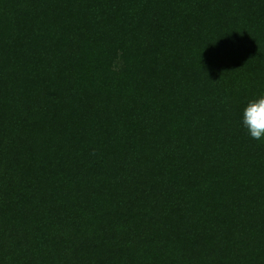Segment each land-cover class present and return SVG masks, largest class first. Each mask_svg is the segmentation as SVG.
I'll return each instance as SVG.
<instances>
[{"label": "trees", "instance_id": "1", "mask_svg": "<svg viewBox=\"0 0 264 264\" xmlns=\"http://www.w3.org/2000/svg\"><path fill=\"white\" fill-rule=\"evenodd\" d=\"M264 0H0V264H264Z\"/></svg>", "mask_w": 264, "mask_h": 264}, {"label": "clouds", "instance_id": "2", "mask_svg": "<svg viewBox=\"0 0 264 264\" xmlns=\"http://www.w3.org/2000/svg\"><path fill=\"white\" fill-rule=\"evenodd\" d=\"M244 125L251 138L264 139V97L258 102H253L245 109Z\"/></svg>", "mask_w": 264, "mask_h": 264}]
</instances>
